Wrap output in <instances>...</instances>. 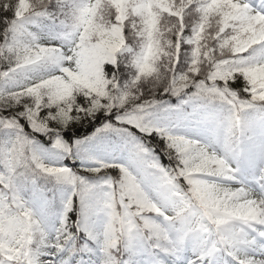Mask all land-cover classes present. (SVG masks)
<instances>
[{"label": "snow or ice", "instance_id": "obj_1", "mask_svg": "<svg viewBox=\"0 0 264 264\" xmlns=\"http://www.w3.org/2000/svg\"><path fill=\"white\" fill-rule=\"evenodd\" d=\"M0 264H264V0H0Z\"/></svg>", "mask_w": 264, "mask_h": 264}, {"label": "trees", "instance_id": "obj_2", "mask_svg": "<svg viewBox=\"0 0 264 264\" xmlns=\"http://www.w3.org/2000/svg\"><path fill=\"white\" fill-rule=\"evenodd\" d=\"M92 129L90 127H81L80 128V132L81 133H86V132H90ZM72 136L71 133H66L65 134V139H69ZM69 142H71V140L69 139ZM65 164H67L69 167L72 168H80L81 167V161L80 160H72V159H67L63 161ZM164 163H168L167 160H164Z\"/></svg>", "mask_w": 264, "mask_h": 264}]
</instances>
